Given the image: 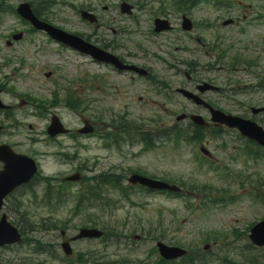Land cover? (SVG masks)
Listing matches in <instances>:
<instances>
[{"label":"rangeland","instance_id":"obj_1","mask_svg":"<svg viewBox=\"0 0 264 264\" xmlns=\"http://www.w3.org/2000/svg\"><path fill=\"white\" fill-rule=\"evenodd\" d=\"M8 1L16 4L22 0ZM23 1L35 5L38 0ZM47 1H53L49 11L43 14L50 24L69 33L91 36V40L97 44L98 37L110 32L106 31L107 27L100 26L96 29L94 25L82 21L79 10L90 6L98 20L100 17V25L105 18L122 16L115 8L121 0ZM125 1L132 4L135 1L144 2L146 8L143 12L137 11V16L144 21L141 26H124H130L131 34L136 35L132 36L133 40H129V36L119 39L122 47L118 49V54L129 62L152 69L155 84L129 83L122 76L116 77L107 73L111 77L107 84L104 83L106 86H103L100 80L102 69L89 63L85 57L58 46L43 33L27 32L28 26L21 23L16 16L8 15L0 24V82L5 83L9 89L1 98L5 104L14 107L10 115L0 113V124H20V128L15 131L18 135L16 140H21L24 152L31 154L35 151L33 158L44 175H57L59 179H63L73 172L71 163L59 167L58 162L45 157V152L41 151L51 149H45L40 144L33 146L24 139L26 135L39 134L49 123L52 114L59 117L68 129L81 127L82 117L95 123L94 128L99 130H109L106 127L119 117L131 121V124H125L126 127L132 128L141 124L140 129L150 133L162 129L190 128L185 120L178 123L175 121L176 116L185 108L189 111L190 106L181 96L172 95L175 93L174 86L184 82L185 78L181 75L171 77L172 71L166 69L165 64L152 55L168 59L174 64L178 58L188 63L195 62L198 65L199 78L214 80L215 84L224 88L225 80H231L230 87L236 90L234 95L228 97L227 92L220 96L215 93L206 95L213 100L218 98L219 105L225 111L243 115L248 104L255 107L264 105V0H229L231 7L221 9L200 4L189 12L195 23V30L189 34L180 29L181 14L174 8L166 7L170 3L168 0ZM102 6L110 9L104 12ZM161 14L167 15L175 30L155 37L147 30L151 28L155 15ZM228 19L233 20V24L223 26V21ZM20 31L24 33L23 38L7 47L6 41L10 40L13 33ZM212 43L218 44L220 50H228L225 63L215 62L218 52L207 53ZM137 44L141 48H137ZM176 47L179 49L177 52ZM237 52L254 64L251 67L241 65L228 70L227 57ZM169 53L171 56H168ZM6 59H10V63L3 65ZM49 72L50 77H46ZM86 72L88 87L82 89V84L78 81ZM159 83H166L169 90ZM144 87L149 91L147 102L139 99L140 96H145L142 93ZM68 97L81 100L78 102L81 105L76 106L75 110L65 109L64 101H69ZM52 100L61 103L56 108H51ZM194 107L197 108V114L204 113ZM43 111L46 113L35 115ZM204 134V145L212 155L206 160L201 158L198 146L184 140L177 144L164 143L160 148L144 153L141 152L140 145L131 148L125 144L118 152L115 147L106 149L107 141L98 138L83 140L82 142L87 143L88 150L82 151L79 158L95 161L104 167L102 171H106L109 166L118 167L119 171L115 172L118 174V182L123 180L124 187L133 189L130 191L132 195L129 200L119 199L101 214L84 213V216L77 218L71 216L72 196L76 195V190L82 188L79 185H63L65 198L55 194L49 198L53 200V206H62L58 217H53L67 221L66 227L59 223L55 230L44 231L40 222L50 214L41 207L47 204L46 200L40 202L42 188L36 186L31 191L26 186L7 201L4 208L8 222L21 230L26 241L21 246L0 248V264H64L51 258L48 253L34 254L33 249L37 247L48 250L63 260L65 256L60 244H68L69 238L76 235L86 218L95 221L108 233L101 240H79L73 243L72 239L75 258L79 254L85 256L86 252L91 251L106 255V260L102 262L159 264L160 257L154 251L156 241L167 246H179L194 253L203 248L206 238L211 240L216 235L219 245L210 250L213 252V256L208 255L211 264L237 261L261 264L257 255L262 256L264 250L249 249L247 236L251 224L254 225L264 218V156L260 155L257 160L244 157L234 159V156H240L241 149L247 144L243 137L228 130L223 131L217 139L215 136H208V131H204ZM119 139L127 140L126 134L117 135L115 141ZM133 171L180 184L183 186L182 194L187 197H175L166 193L147 194L137 186H127L126 178ZM33 192L38 198H32ZM110 193L114 200L118 199L114 191ZM256 195L260 200H253ZM18 202H22L23 208L15 213L11 212L15 209L12 204ZM103 208L106 207L102 206ZM88 224L90 223L86 222ZM207 243L211 246L213 241ZM20 248L28 251L21 252ZM21 258L25 261H20ZM87 258L88 256L84 257V260ZM66 262L77 264L75 261ZM175 263L182 264L180 260Z\"/></svg>","mask_w":264,"mask_h":264},{"label":"water","instance_id":"obj_2","mask_svg":"<svg viewBox=\"0 0 264 264\" xmlns=\"http://www.w3.org/2000/svg\"><path fill=\"white\" fill-rule=\"evenodd\" d=\"M66 42L69 44L75 45V43L70 38H67ZM262 135H264V134L262 133ZM257 136L258 137L260 136L264 139V136H261L260 134ZM26 174H32V171L29 169L26 171ZM143 181L147 182V184H149L150 186H154V187L160 186L157 183H152V182L146 181V180H143ZM1 225L2 226L0 227V245H3L5 243H12V242H15L18 240V236L8 225H5L3 221L1 223ZM81 234H82L81 236H98V233H95L94 231H90V232L89 231H82ZM253 241L258 246H264V222H262L261 224H259L255 228ZM159 248H160V252H161L162 256L166 259L175 258V257H178V256L183 254V252H181L179 250L168 249V248L163 247L161 245H159Z\"/></svg>","mask_w":264,"mask_h":264},{"label":"trees","instance_id":"obj_3","mask_svg":"<svg viewBox=\"0 0 264 264\" xmlns=\"http://www.w3.org/2000/svg\"><path fill=\"white\" fill-rule=\"evenodd\" d=\"M206 254L203 253L200 250H196L194 253L188 255L184 258L183 263L184 264H209V261L206 260Z\"/></svg>","mask_w":264,"mask_h":264},{"label":"flooded vegetation","instance_id":"obj_4","mask_svg":"<svg viewBox=\"0 0 264 264\" xmlns=\"http://www.w3.org/2000/svg\"><path fill=\"white\" fill-rule=\"evenodd\" d=\"M4 132H5V131H4ZM2 144H3V143L1 142L0 145H2ZM17 147L20 148V145H17ZM13 149H14V147H13ZM14 151H15V149H14ZM15 152H17V151H15ZM1 169H2V164L0 163V170H1Z\"/></svg>","mask_w":264,"mask_h":264}]
</instances>
